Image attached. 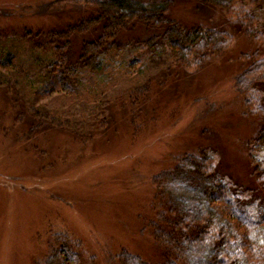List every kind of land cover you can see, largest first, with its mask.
<instances>
[{"label": "rangeland", "instance_id": "rangeland-1", "mask_svg": "<svg viewBox=\"0 0 264 264\" xmlns=\"http://www.w3.org/2000/svg\"><path fill=\"white\" fill-rule=\"evenodd\" d=\"M49 1L0 0V58H10L7 67L0 66V264H113L122 248L156 263L151 177L201 147L217 153L219 169L233 182L263 196L245 147L260 119L243 114L242 96L233 86L240 54L255 44L238 24L213 6L173 0L170 16L181 26L229 32L225 50L187 69L170 60H144L145 50L132 48L134 39L158 29L137 21L119 33L121 51L110 55L102 79H90L91 92L82 91L71 104L61 92L43 96V89L32 93L25 84V74L37 68L34 60L52 55L35 35L92 13L32 12ZM249 6L260 14L249 23L253 35L258 28L264 34V0L234 4L236 10ZM92 29L72 37L73 56L83 38L96 35L98 28ZM141 87L134 136L127 98L135 99ZM41 108L49 118L69 117L75 130H37L32 112ZM58 234L68 247L56 242Z\"/></svg>", "mask_w": 264, "mask_h": 264}, {"label": "trees", "instance_id": "trees-1", "mask_svg": "<svg viewBox=\"0 0 264 264\" xmlns=\"http://www.w3.org/2000/svg\"><path fill=\"white\" fill-rule=\"evenodd\" d=\"M190 1L222 10L228 20L238 24L242 33L255 44L251 51L240 54L242 67L233 77V86L242 96L243 114L260 119L258 129L245 147L251 174L260 182L263 196L227 177L218 167L215 151L201 147L183 153L172 167L151 177L153 218L149 227L159 260L150 263L122 248L113 264H264V34L258 28L259 33L255 31L253 35L254 29L249 27L260 14L256 6L236 10V0ZM172 6L173 0H52L32 7V12L37 15L63 8L88 9L92 13L45 34L35 35L44 39V48L52 55L48 60H34L37 68L34 73L25 74V84L28 81L32 93L43 89V96L51 91L61 92L72 98V104L80 98L82 91L91 92L90 79H102L110 55L121 51L119 33L130 29L137 21L158 29L154 35L134 39L132 48H143L144 60H170L179 68L187 69L200 67L211 56L225 50L231 40L229 32L202 25L181 26L170 16ZM26 9V6L22 7V10ZM92 27H97L98 32L89 39L83 38L78 54L73 56L72 37L84 36L80 34L91 32ZM9 62L7 56L0 58V66L7 67ZM140 91L142 94H137L135 99L126 96L132 107L134 136L138 130L135 119L139 114L135 108L144 93L142 87ZM95 111L93 107L91 114ZM34 112L37 130H71L75 127L69 117L49 118L48 113L42 115V108ZM105 118H100L99 123ZM55 236L56 242L61 241L68 247L63 235Z\"/></svg>", "mask_w": 264, "mask_h": 264}]
</instances>
